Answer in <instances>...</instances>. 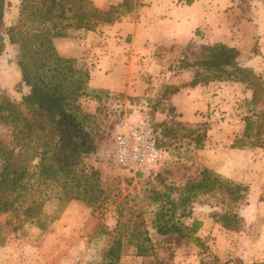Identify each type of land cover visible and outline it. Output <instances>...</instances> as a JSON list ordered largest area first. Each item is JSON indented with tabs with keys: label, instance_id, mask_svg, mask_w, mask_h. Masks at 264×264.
Instances as JSON below:
<instances>
[{
	"label": "rangeland",
	"instance_id": "1",
	"mask_svg": "<svg viewBox=\"0 0 264 264\" xmlns=\"http://www.w3.org/2000/svg\"><path fill=\"white\" fill-rule=\"evenodd\" d=\"M70 1L68 5L81 4L112 19L99 20L90 30L68 27L66 36L50 41L65 59L52 63L53 69L68 76L71 65L72 70L89 74L84 92L71 104L96 135L99 149L85 156L80 167L99 171L102 193L94 202L71 200L60 207L63 180H37L38 159H28L40 149L34 144L36 138L25 139L17 123L0 119V158L16 157L20 151L18 160L33 173L14 206L0 213V264H106L112 246L119 248L118 261L127 264L264 262V147L249 142L258 137L257 122L250 133L245 130L246 117L256 119L264 111V100L248 104L252 88L244 82L182 85L193 73L181 68L179 60L197 53L206 35L203 21L199 26L194 22L195 0H130L132 7L112 12L110 5L122 0ZM258 2L204 0L201 9L207 12L212 7L215 22L221 11L230 22L241 19L245 38L234 29L224 38L238 40L239 63L252 67L264 82V75L256 70L260 54L264 61V43L260 44L253 26L260 24ZM20 5L21 0H8L4 25L17 21ZM27 25L32 33L43 28L38 22L27 21ZM20 54L19 46L10 43L0 53V101L10 100L26 114ZM171 85L179 86L178 91L164 94ZM138 111L151 117L160 134L161 158L145 174H132L111 157L116 127ZM203 132L202 146H198L194 136ZM203 169L220 176L239 198L209 192L197 194L185 208L167 202L170 198L177 202L183 185L199 180ZM27 206L36 207L28 218ZM158 208L165 212L162 222L180 226L183 237L177 231L157 232ZM181 209L189 215H180ZM230 210L242 218L239 230L226 229L219 219ZM195 220L197 230L189 233ZM136 230L148 233L155 246L152 255L135 256Z\"/></svg>",
	"mask_w": 264,
	"mask_h": 264
},
{
	"label": "trees",
	"instance_id": "2",
	"mask_svg": "<svg viewBox=\"0 0 264 264\" xmlns=\"http://www.w3.org/2000/svg\"><path fill=\"white\" fill-rule=\"evenodd\" d=\"M69 1L21 0L17 21L6 26L4 11L8 0H0V26H3L0 30V53L6 43L19 46L21 54L18 65L21 70V83L27 87V92L22 96V104L27 113L22 114L15 103L3 99L0 101V119L10 118L17 123L23 128L25 139L36 138L34 144L38 143L40 149L33 151L28 159H38L34 165L38 169L37 180H63L61 184L64 191L60 207L71 200L94 202L101 195L102 189L99 186V171L92 167L89 170L80 167L85 156L97 152L99 144L95 133L79 119L71 104L73 99L84 92L89 74L87 71L72 70L71 65L68 66V76L56 71V68L53 69L52 63H59L65 59L57 55L50 41L52 37L66 36L68 27L90 30L99 20L106 22L112 20L110 17H101L98 11L87 9L81 4L77 7L73 3L68 5ZM129 1L122 0L116 5H110L109 11L128 7ZM27 21L38 22L43 28L32 33L33 28L28 27ZM32 38L36 39L32 41ZM191 54L193 56L187 54L179 60L181 68L191 70L193 73L192 79L182 84L183 86L195 87L198 84L206 85L211 81L244 82L252 88L248 104L264 100V82L261 75H258L252 67L242 66L239 63L240 51L236 47L223 42L202 43L198 52ZM178 89L177 85L168 86L164 94H174ZM170 112L173 114V108H170ZM256 117L254 120L251 116L246 117L245 130L246 133H250L252 125L257 122L258 137L249 142L251 146L264 147V111L256 114ZM155 128L158 132L156 126ZM204 136L205 132L194 136L196 145L202 146ZM158 137L160 145L159 132ZM20 153L18 151L13 158H0V213H5L14 206L17 197L22 190L27 189L29 179L33 177L28 164L21 165V160H18ZM225 184L220 176L203 169L199 180L190 179L183 185L177 202L171 198L167 199V202L172 203V206L183 208L193 202L197 194L209 192L227 193L233 200L239 198L238 195H234L236 190ZM236 188L237 191L240 190L239 185ZM34 208L36 207H25L26 218L32 215ZM164 215L165 212L158 208L154 225L157 232L165 234L169 231H177L183 237L180 226L175 223L166 225L162 222ZM180 215L188 216L189 211L181 209ZM219 219L226 229L239 230L241 226L242 218L232 210L221 214ZM198 224L197 220L193 221L189 233H194ZM134 235L135 256L152 255L155 246L148 233L136 230ZM119 256V248L110 247L107 251L106 264H127L119 262ZM250 264H264V262Z\"/></svg>",
	"mask_w": 264,
	"mask_h": 264
},
{
	"label": "built area",
	"instance_id": "3",
	"mask_svg": "<svg viewBox=\"0 0 264 264\" xmlns=\"http://www.w3.org/2000/svg\"><path fill=\"white\" fill-rule=\"evenodd\" d=\"M158 138L151 117L138 111L116 127L111 157L121 168L132 174L148 173L161 158Z\"/></svg>",
	"mask_w": 264,
	"mask_h": 264
},
{
	"label": "crops",
	"instance_id": "4",
	"mask_svg": "<svg viewBox=\"0 0 264 264\" xmlns=\"http://www.w3.org/2000/svg\"><path fill=\"white\" fill-rule=\"evenodd\" d=\"M204 0H195L194 3L192 4V8L194 10V22L196 23V25H200L201 22L203 21V29L206 32L205 35V39H204V43H214V42H223L227 45L230 46H234L239 50V43L238 40H236L235 42L232 40H226L225 34L226 32L230 31L231 29L236 30L237 32H242V28L240 27V21L241 19L236 20L235 22H230L227 19V16H225L224 12H220V20H218L217 22H215L213 20V8L210 7L209 11H205L204 9H201L202 6V2ZM260 4V24L258 25V27L254 26V30H255V35H260V44L264 43V0H260V2H258ZM199 9V10H197ZM234 12V11H233ZM206 13H208L206 15ZM216 14H218V10H216L215 12ZM237 13V12H234ZM218 18V19H219ZM242 35V39H244V34L243 32L240 34V36ZM238 61H239V57H238ZM256 70L258 72H260V74L264 75V61L262 59V55L260 54V66H258L256 68ZM256 262V261H255ZM252 263V262H251ZM250 264V263H249Z\"/></svg>",
	"mask_w": 264,
	"mask_h": 264
}]
</instances>
